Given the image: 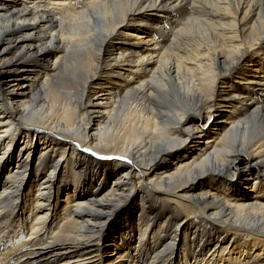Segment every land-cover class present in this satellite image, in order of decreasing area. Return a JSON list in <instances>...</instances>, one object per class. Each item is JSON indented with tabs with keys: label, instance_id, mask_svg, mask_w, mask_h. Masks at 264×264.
Instances as JSON below:
<instances>
[{
	"label": "bare ground",
	"instance_id": "obj_1",
	"mask_svg": "<svg viewBox=\"0 0 264 264\" xmlns=\"http://www.w3.org/2000/svg\"><path fill=\"white\" fill-rule=\"evenodd\" d=\"M0 264H264V0H0Z\"/></svg>",
	"mask_w": 264,
	"mask_h": 264
}]
</instances>
